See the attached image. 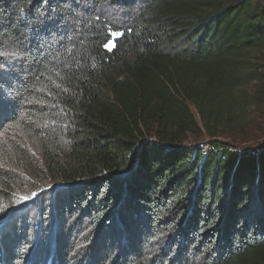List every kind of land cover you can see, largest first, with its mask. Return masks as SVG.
<instances>
[{"label":"trees","instance_id":"obj_1","mask_svg":"<svg viewBox=\"0 0 264 264\" xmlns=\"http://www.w3.org/2000/svg\"><path fill=\"white\" fill-rule=\"evenodd\" d=\"M263 104L258 0H0V264H264Z\"/></svg>","mask_w":264,"mask_h":264},{"label":"rangeland","instance_id":"obj_2","mask_svg":"<svg viewBox=\"0 0 264 264\" xmlns=\"http://www.w3.org/2000/svg\"><path fill=\"white\" fill-rule=\"evenodd\" d=\"M229 2H235V0H227ZM259 2L264 4V0H258ZM3 93L5 94V92L3 91ZM191 110L194 114H196V111L193 107H191ZM254 116V119L251 123V130L249 131V137L247 140L245 139V142H242L244 145H249V146H255V147H263L264 146V104L257 109L256 111L254 110L251 114V116ZM207 137L206 136H202L199 138H196L195 136H189L187 138V140L184 142L187 145H198V146H204V144L206 143ZM238 140H241V138H239ZM24 181V180H23ZM24 183L26 184L24 187H22V190L20 192V196L18 199H16L14 202L15 203V207L14 209H10V210H16V209H20L21 208V212L19 213L20 215H18V217L20 218V222L19 225L22 226V231L26 232L27 234H29L30 236V249H29V254L30 257L33 258L34 257V250H37V246L42 243L45 242L44 240L46 238L48 239H54L55 237L52 236V234L50 233L52 231L51 228H49V224H52L50 220L51 219V213H50V219H42L43 215H42V211H44L45 209H48V212L52 210V206H50L49 202L48 203H38L40 206L38 207H33L31 210L29 209V206L31 205L30 203L32 201H35L37 199V195H28V196H23L22 194L28 193L26 191H29V188H27V182L24 181ZM30 184V183H29ZM49 184V183H48ZM29 186V185H28ZM49 188H45L40 190L39 192H46L48 191ZM18 195H14V197H16ZM48 204V205H46ZM36 206V205H35ZM42 206H43V210H42ZM4 206H2V208L0 207V209H4V211L7 209V207L3 208ZM9 210V211H10ZM10 214H13V211L9 212ZM28 213V214H27ZM17 217V218H18ZM42 219V221H41ZM75 221L76 220H71L70 222V226H67L68 229L70 228V232L76 230L78 227L75 226ZM3 219L0 220V224H2ZM67 231V229H66ZM69 231V230H68ZM137 232V228L134 229V226L132 227V232L136 233ZM116 236H121L122 232L120 227H116V231L112 230L110 228V231L108 232V234L111 235V237L113 238L115 235ZM133 233V234H134ZM76 239L78 240L76 243V253L77 254H82L81 252L85 251L90 248L91 250V246L93 245L94 241L97 240V236H99L98 234H95V230H91V229H87L84 234H81L80 236L77 237ZM151 235L148 233H143L142 236H140V239L138 237H136V242L137 244L139 243V246L141 245V247H143L144 253L147 254H154L155 252H158V248H157V244H162L163 246L165 245V239L161 238L159 236L157 237H150ZM122 238V237H120ZM129 240H133V238L130 239V236L128 237ZM134 239V240H135ZM47 240V239H46ZM55 240V239H54ZM121 240V239H120ZM141 240V241H140ZM155 242V243H154ZM86 245H88L86 247ZM120 244H117L116 247H118ZM157 248V249H156ZM89 250V249H88ZM167 250H170V246H168ZM166 250V252H167ZM84 253V252H83Z\"/></svg>","mask_w":264,"mask_h":264},{"label":"snow or ice","instance_id":"obj_3","mask_svg":"<svg viewBox=\"0 0 264 264\" xmlns=\"http://www.w3.org/2000/svg\"><path fill=\"white\" fill-rule=\"evenodd\" d=\"M118 35V34H117ZM106 47H111V45H105Z\"/></svg>","mask_w":264,"mask_h":264}]
</instances>
